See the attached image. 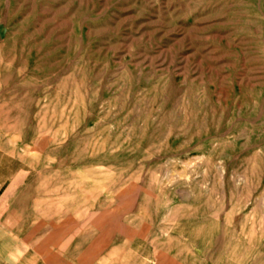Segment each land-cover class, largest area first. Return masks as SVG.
I'll return each instance as SVG.
<instances>
[{
	"label": "rangeland",
	"instance_id": "rangeland-1",
	"mask_svg": "<svg viewBox=\"0 0 264 264\" xmlns=\"http://www.w3.org/2000/svg\"><path fill=\"white\" fill-rule=\"evenodd\" d=\"M0 170L9 264H264V0H0Z\"/></svg>",
	"mask_w": 264,
	"mask_h": 264
},
{
	"label": "crops",
	"instance_id": "crops-1",
	"mask_svg": "<svg viewBox=\"0 0 264 264\" xmlns=\"http://www.w3.org/2000/svg\"><path fill=\"white\" fill-rule=\"evenodd\" d=\"M10 258L11 253L8 250H6L5 252H3V250L0 251V264H9Z\"/></svg>",
	"mask_w": 264,
	"mask_h": 264
},
{
	"label": "bare ground",
	"instance_id": "bare-ground-1",
	"mask_svg": "<svg viewBox=\"0 0 264 264\" xmlns=\"http://www.w3.org/2000/svg\"><path fill=\"white\" fill-rule=\"evenodd\" d=\"M5 105H6V104H5ZM20 105H21V104H20ZM21 111H22V110H21ZM139 152H140V151H139ZM71 167H72V166H71ZM167 167H168V166H167ZM2 169H3V168H2ZM2 169H1V170H2ZM1 170H0V171H1ZM157 182H158V181H157ZM239 227H240V226H239ZM18 228H19V226H18Z\"/></svg>",
	"mask_w": 264,
	"mask_h": 264
}]
</instances>
